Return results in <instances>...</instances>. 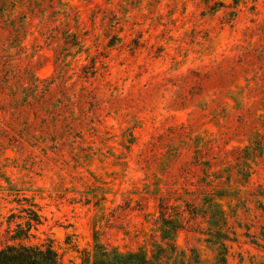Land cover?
<instances>
[{
	"label": "rangeland",
	"instance_id": "1",
	"mask_svg": "<svg viewBox=\"0 0 264 264\" xmlns=\"http://www.w3.org/2000/svg\"><path fill=\"white\" fill-rule=\"evenodd\" d=\"M207 198L264 264V0H0V249L215 264Z\"/></svg>",
	"mask_w": 264,
	"mask_h": 264
},
{
	"label": "trees",
	"instance_id": "2",
	"mask_svg": "<svg viewBox=\"0 0 264 264\" xmlns=\"http://www.w3.org/2000/svg\"><path fill=\"white\" fill-rule=\"evenodd\" d=\"M207 4L209 0H204ZM205 210L209 214V233L207 242L215 251V264H227L229 252L228 242H231V232L227 217L221 206L206 199ZM28 217L25 227L17 225L12 240L17 243L6 245L0 249V264H64L62 258L51 244H30L31 232L41 224V218L31 209H26ZM161 242L156 243L154 251L148 256L146 252L122 253L118 250L108 251L96 242L94 253L86 254L83 264H168L176 254L175 238L181 225L177 220L161 218ZM176 262V260H175Z\"/></svg>",
	"mask_w": 264,
	"mask_h": 264
}]
</instances>
